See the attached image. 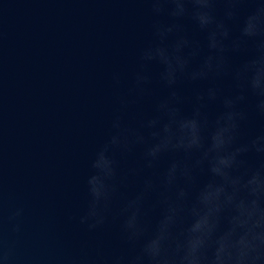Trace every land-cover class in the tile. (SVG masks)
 Masks as SVG:
<instances>
[{
  "label": "clouds",
  "instance_id": "1",
  "mask_svg": "<svg viewBox=\"0 0 264 264\" xmlns=\"http://www.w3.org/2000/svg\"><path fill=\"white\" fill-rule=\"evenodd\" d=\"M144 2L152 40L69 217L88 233L117 224L122 247L85 243L61 264H264V125L248 130L253 113L264 118V0ZM153 66L165 94L134 125L129 112L151 95ZM112 80L119 88L120 73ZM24 214L5 212L0 167V264H19Z\"/></svg>",
  "mask_w": 264,
  "mask_h": 264
},
{
  "label": "water",
  "instance_id": "2",
  "mask_svg": "<svg viewBox=\"0 0 264 264\" xmlns=\"http://www.w3.org/2000/svg\"><path fill=\"white\" fill-rule=\"evenodd\" d=\"M153 19L144 0H0V167L5 212L25 209L19 264H61L85 243L122 247L117 224L88 233L69 217L84 204L90 158L109 131L117 95L131 86L140 49L152 40ZM150 71L151 95L129 112L134 125L165 94L159 69ZM261 125L253 113L248 130ZM137 160L138 153L121 167Z\"/></svg>",
  "mask_w": 264,
  "mask_h": 264
}]
</instances>
